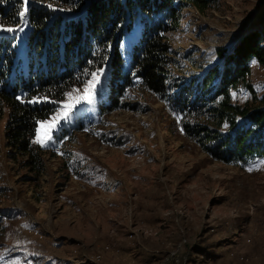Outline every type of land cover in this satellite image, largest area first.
Segmentation results:
<instances>
[{
    "label": "rangeland",
    "instance_id": "374dc122",
    "mask_svg": "<svg viewBox=\"0 0 264 264\" xmlns=\"http://www.w3.org/2000/svg\"><path fill=\"white\" fill-rule=\"evenodd\" d=\"M263 3L213 0L204 13L184 9L170 35L179 61L173 75L198 77L221 63L218 48L232 51ZM251 67L262 96L264 64ZM107 80L105 73L92 103L81 100L60 121L47 147L38 144L40 177L7 147L0 122V210L7 212L0 264H264V160L245 168L210 160L165 100L149 93H129L133 108L107 109Z\"/></svg>",
    "mask_w": 264,
    "mask_h": 264
},
{
    "label": "trees",
    "instance_id": "16d2710c",
    "mask_svg": "<svg viewBox=\"0 0 264 264\" xmlns=\"http://www.w3.org/2000/svg\"><path fill=\"white\" fill-rule=\"evenodd\" d=\"M34 1L0 0V25L16 29L0 35V122L7 147L36 177L45 172V151L33 142L37 122L90 79L85 71L100 68L108 79L107 109L133 108L129 93H149L165 100L183 135L210 160L237 168L264 160V95L249 80L251 63L264 64V3L232 51L218 48L221 63L183 78L173 75L179 61L170 35L184 9L204 13L213 0ZM242 91L245 103L234 99ZM37 97L47 100L29 102ZM6 217L0 210V234Z\"/></svg>",
    "mask_w": 264,
    "mask_h": 264
},
{
    "label": "snow or ice",
    "instance_id": "6c2138e0",
    "mask_svg": "<svg viewBox=\"0 0 264 264\" xmlns=\"http://www.w3.org/2000/svg\"><path fill=\"white\" fill-rule=\"evenodd\" d=\"M28 0H24V4L26 5ZM27 8L25 7L23 11L18 13L20 19L23 21L26 19ZM8 31L14 32L16 31L15 28L7 27L4 28L3 25H0V31ZM85 75L90 76V79L86 81L84 87V94L83 95H76L73 96L69 93V102L64 104L60 111H58L51 119V121H38L37 123L40 125L36 129V138L34 139V143L40 144L44 147H47L49 142L53 140V133L59 130L60 121L67 120L69 118L70 113L72 112L73 108L76 104H79L81 100H85L88 103H92L95 99V94L97 91V86L102 87L101 78L105 75L104 69L100 68L93 72L85 71ZM47 100L46 97H37L34 100L29 102H41ZM250 171L252 169H249Z\"/></svg>",
    "mask_w": 264,
    "mask_h": 264
},
{
    "label": "water",
    "instance_id": "95a60500",
    "mask_svg": "<svg viewBox=\"0 0 264 264\" xmlns=\"http://www.w3.org/2000/svg\"><path fill=\"white\" fill-rule=\"evenodd\" d=\"M244 33H245V32H244ZM243 35H244V34L241 35V37L239 38L238 42L241 40V38L243 37ZM238 42H237V43H238ZM234 46H235V45H234Z\"/></svg>",
    "mask_w": 264,
    "mask_h": 264
},
{
    "label": "bare ground",
    "instance_id": "6f19581e",
    "mask_svg": "<svg viewBox=\"0 0 264 264\" xmlns=\"http://www.w3.org/2000/svg\"><path fill=\"white\" fill-rule=\"evenodd\" d=\"M258 68H260L261 70L263 69V71H264V67H258Z\"/></svg>",
    "mask_w": 264,
    "mask_h": 264
}]
</instances>
